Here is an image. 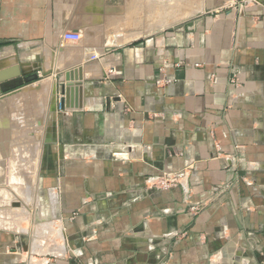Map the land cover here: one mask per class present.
<instances>
[{
  "label": "crops",
  "instance_id": "1",
  "mask_svg": "<svg viewBox=\"0 0 264 264\" xmlns=\"http://www.w3.org/2000/svg\"><path fill=\"white\" fill-rule=\"evenodd\" d=\"M132 9L0 0V72H21L0 82V198L37 170L65 235L36 257L0 225V264H264V0H198L130 44Z\"/></svg>",
  "mask_w": 264,
  "mask_h": 264
},
{
  "label": "rangeland",
  "instance_id": "2",
  "mask_svg": "<svg viewBox=\"0 0 264 264\" xmlns=\"http://www.w3.org/2000/svg\"><path fill=\"white\" fill-rule=\"evenodd\" d=\"M167 1L170 0H130V8H133L130 10V44L134 43V39L136 38H140V41H145L150 37H157L164 30L174 27L183 20L189 18L193 13L191 5L192 3L196 4L198 0H171V5H175L174 9L171 6L168 8L173 9V11H171L173 15L175 13L179 17L181 16L180 19L178 18V20L176 19L168 23V25L154 28L164 16L162 13L165 11L164 3ZM30 131L32 130L30 129ZM31 147L32 144H28L29 150H31ZM39 148L41 150L42 147L39 146ZM38 156V160H41V151L38 152ZM40 164L41 162L39 166ZM36 175L35 177H30L28 175L22 176L21 178H19V176L14 177L16 180L10 178L12 188H23L24 190L28 188L29 191L22 193L7 192L2 194L0 198V225L7 229H18L23 231V234L30 236L34 243L35 239H41L40 248L34 251V256L40 257V250L43 248L45 251L54 250L55 248L58 249V245L62 243V240L57 235V232H53L49 228H44V225H47L45 223L48 219L55 221L57 217L54 216L52 209L49 208V194L41 186L37 170ZM39 228L43 231L41 238L37 237Z\"/></svg>",
  "mask_w": 264,
  "mask_h": 264
},
{
  "label": "bare ground",
  "instance_id": "3",
  "mask_svg": "<svg viewBox=\"0 0 264 264\" xmlns=\"http://www.w3.org/2000/svg\"><path fill=\"white\" fill-rule=\"evenodd\" d=\"M149 2V1H148ZM171 0L170 1H167V2H165L164 3V6H165V11L162 13L164 16L162 17V20H160L159 21V23H157L155 26H154V28H157V27H161V26H164V25H168V23H171V22H173V21H175L176 19L178 20V18L180 19V17L178 16V15H176L175 13H174V15H173V13H171V11H173V9H174V6L175 5H171ZM160 5V4H159ZM163 5V4H162ZM169 6H171L172 8H168ZM175 11V10H174ZM162 12V11H161ZM177 13V12H176ZM45 87V86H44ZM35 89V88H34ZM38 90V89H37ZM40 92V91H39ZM41 104V103H40ZM47 195V194H46ZM48 204H49V208H51L52 209V212L54 213V216H56L57 217V219L54 221V220H49L48 219V221H46V223L45 224H47V225H44L45 227L44 228H49V229H51L53 232H57V235L61 238V240H62V245L64 244V242H65V235H64V231H63V227H62V225H61V223H60V218H59V216H58V211H56L57 210V206H56V202L55 201H57V198H56V195L55 194H50L49 196H48ZM39 200H41V199H39ZM42 202H43V200H42ZM56 207H55V206ZM39 207V206H38ZM54 208V209H53ZM55 210V211H54ZM53 215V214H52ZM47 216V215H46ZM50 216V215H49ZM55 219V218H54ZM42 224H43V222H42ZM38 235H37V237H40L41 238V236L43 235V231L42 230H40V228L38 229ZM41 239H35V243L33 244V246H34V248L35 247H38V248H40V245H41ZM42 251H44L45 252V249L43 248L42 249ZM55 252L56 253H58L56 250H55Z\"/></svg>",
  "mask_w": 264,
  "mask_h": 264
},
{
  "label": "built area",
  "instance_id": "4",
  "mask_svg": "<svg viewBox=\"0 0 264 264\" xmlns=\"http://www.w3.org/2000/svg\"><path fill=\"white\" fill-rule=\"evenodd\" d=\"M242 5V3H240ZM82 38V35L80 33L76 32H67L64 33L62 40H73L78 41ZM126 152H116V155H126ZM155 187L162 188V189H168L173 186H176L180 183L179 176L173 172H166L162 174L161 176H158L155 178ZM193 210L196 208V206L191 207Z\"/></svg>",
  "mask_w": 264,
  "mask_h": 264
},
{
  "label": "water",
  "instance_id": "5",
  "mask_svg": "<svg viewBox=\"0 0 264 264\" xmlns=\"http://www.w3.org/2000/svg\"><path fill=\"white\" fill-rule=\"evenodd\" d=\"M12 72L13 73H7L6 71H4V72H0V82H4V81H7V80H9V79H11V78H13V77H15V76H18L19 74H21V72H19V68H13V70H12ZM69 77V76H68ZM38 79V73H32V74H29V75H27V77H26V82H32V81H35V80H37ZM69 79V78H68ZM79 85V84H78ZM68 86H70V85H67V86H63L62 87V91L64 92V93H66V95H68V91H69V87ZM78 90L80 91L81 89L80 88H78ZM65 101H66V99H64V98H61V105L63 106L64 105V103H65ZM70 104V103H69ZM68 103H67V105H69ZM71 105V104H70ZM73 105L74 106H76V107H80V106H82V102L80 101V100H76L74 103H73ZM26 249H28V248H26Z\"/></svg>",
  "mask_w": 264,
  "mask_h": 264
}]
</instances>
